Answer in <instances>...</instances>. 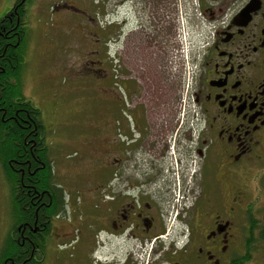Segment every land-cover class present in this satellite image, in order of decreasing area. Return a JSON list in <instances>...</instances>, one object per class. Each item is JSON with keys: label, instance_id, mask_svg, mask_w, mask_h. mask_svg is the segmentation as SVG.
<instances>
[{"label": "flooded vegetation", "instance_id": "af4514ba", "mask_svg": "<svg viewBox=\"0 0 264 264\" xmlns=\"http://www.w3.org/2000/svg\"><path fill=\"white\" fill-rule=\"evenodd\" d=\"M105 1L100 22L74 3L77 11L66 22H77L72 29L86 40L95 25L104 35L108 48L97 59L93 48L87 63L98 64L94 70H103L115 95L109 43L127 40L126 11L141 9L133 21L143 26L155 20L154 6L180 8L191 0H116L111 10ZM192 1L202 33L186 60L194 65L187 90L196 130L186 133L189 144L179 146L176 132L171 144L164 131L166 139L153 145L147 109L134 104L118 119L112 113L114 152L104 153L109 144L99 130L74 133L71 142L96 154L75 146L54 158L52 147V161L53 115L65 79L45 84L47 110L26 95L19 76L29 50L27 18L37 0L0 6V71L6 63L12 71L6 81L0 73V147L16 156L8 164L18 182L8 185L12 203H20L1 254L14 244L28 251L19 262L8 255L2 264H44L52 242L60 244L62 264H264V0ZM65 171L85 181L65 186L59 179Z\"/></svg>", "mask_w": 264, "mask_h": 264}, {"label": "rangeland", "instance_id": "374dc122", "mask_svg": "<svg viewBox=\"0 0 264 264\" xmlns=\"http://www.w3.org/2000/svg\"><path fill=\"white\" fill-rule=\"evenodd\" d=\"M10 1L0 0V6L7 5ZM101 1L105 0H37V8L31 13L29 10L30 14L28 13L29 50L25 52V65L19 76L20 82L25 85L26 95L30 96L38 106L47 110L49 102L46 101L48 91L45 84L48 86L56 79L62 83L61 79H65L63 80L65 84L60 86L62 94L58 97L61 106L58 107L60 103L57 104L53 115L55 126L51 132L54 134V141L49 148L50 160L52 161V147L54 158L63 157L66 152L68 154L73 151L70 149L75 146L83 150L86 155L90 151L96 154L95 149H87L85 144L76 141L71 142L73 138L70 137L74 133L76 137L81 134L89 135L90 132L95 134V130H99L97 136L105 137L102 139L103 143L109 144L108 151L104 147V153L114 152L110 130L116 125H111L112 113L118 119L121 112L125 109L129 110L134 104H144L147 109L149 120L144 123L148 125V137L153 145L157 140L161 144V139H166V132L171 133L169 140L173 144L172 139L176 132V137L181 139L179 146H187L189 141L185 137L186 133L191 135L196 130L194 107L189 101L187 90L194 65L190 60L186 61L191 52L200 45L202 22L197 18L196 1L191 0L180 8L173 4L166 9H158V6H154L155 20L151 19L143 26L133 21L134 16L136 13L138 15L141 9L126 11L130 21L127 26L130 30L128 37L126 36L127 40L109 43V50L115 58L112 62L115 69L112 86L115 95H112L108 89L109 84L106 83L103 70L97 72L94 70L98 64L92 67L87 63L88 58H94L90 53L93 48L95 57L103 55L105 48H108V45H105L106 39L103 41L104 35L95 25L93 34L88 37L90 40H86L78 29H72L73 25L77 26V22H66L73 19L71 15L73 11H77L75 8L83 5L92 18L100 22ZM105 2L109 10L116 4V0ZM73 3L78 4L77 7ZM179 9L182 11L180 12ZM147 11L152 12L151 8ZM116 18L117 15L114 14L112 19ZM114 31L116 29L111 28L110 38L117 37ZM94 73L97 79L92 80L91 75ZM43 77L47 81L41 83ZM70 78L75 80L69 81V85L67 83ZM50 91L52 95L55 94L52 89ZM99 120L101 124L95 126ZM127 120L130 121L131 126L133 120H130V115ZM118 122L120 126V121ZM121 123L126 125L124 120ZM4 152L5 148L1 146L0 256L5 245L7 230L15 221L17 214L16 206L10 199L11 191L8 185L10 177L7 170L3 169L6 162L3 158ZM79 169L80 167L77 168ZM59 179L65 186L85 181L78 180L71 171L68 173L65 171ZM82 241V247L86 246L88 242L86 236H83ZM58 246L60 244L50 243L44 264H62L60 253L56 252ZM79 256L82 260L88 259L84 254L79 253Z\"/></svg>", "mask_w": 264, "mask_h": 264}, {"label": "trees", "instance_id": "16d2710c", "mask_svg": "<svg viewBox=\"0 0 264 264\" xmlns=\"http://www.w3.org/2000/svg\"><path fill=\"white\" fill-rule=\"evenodd\" d=\"M5 56V55H4ZM6 63V62H5ZM7 65V63L4 65H2L1 66V69H5V72L3 73V72H1L0 71V73H2L1 74V78H3V79H5V81H6V79H7V77L10 75V73L12 72L11 71V69H9V66H6ZM14 154V151H12L11 150V148L9 147V146H7V148H6V150H5V152H4V157L3 158H5V160H6V169H7V172H8V175H9V177H10V180H8V182L10 183V182H12V186H14V184L15 183H17L18 181H17V179H16V173H14L13 171H12V169L9 167V164H8V161H10V159H12V158H16V156H15V154ZM40 171V170H39ZM32 182V184H36V188H38V184H37V181H31ZM45 183V182H44ZM13 189V188H12ZM11 189V190H12ZM13 191V190H12ZM14 192V191H13ZM15 210L17 211V212H19L20 211V203H17L16 204V208H15ZM13 244H14V242H13ZM15 245V244H14ZM12 246V252L10 251V248H8L7 249V252L8 251H10V253L8 252H3L1 255V258H0V264H2V260L6 257V256H8V255H11L12 256V258L14 259V261L15 262H19L21 259H23L22 257H24V256H22L21 254H24V255H26L27 254V252L28 251H26V248H18L17 249V247H15V246ZM21 253V254H20ZM10 263V261L8 262V264Z\"/></svg>", "mask_w": 264, "mask_h": 264}]
</instances>
